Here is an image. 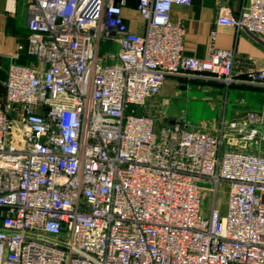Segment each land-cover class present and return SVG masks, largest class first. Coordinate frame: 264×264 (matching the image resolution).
Segmentation results:
<instances>
[{
    "label": "built area",
    "instance_id": "built-area-1",
    "mask_svg": "<svg viewBox=\"0 0 264 264\" xmlns=\"http://www.w3.org/2000/svg\"><path fill=\"white\" fill-rule=\"evenodd\" d=\"M189 1L137 0L135 33L127 0H27L35 63L9 66L0 103V264H264V152L137 114L169 76L233 81V49L182 54L169 14ZM217 23L264 35V0L222 7ZM249 82L264 86V67ZM247 124L239 137L260 146L264 114L229 128Z\"/></svg>",
    "mask_w": 264,
    "mask_h": 264
},
{
    "label": "crops",
    "instance_id": "crops-1",
    "mask_svg": "<svg viewBox=\"0 0 264 264\" xmlns=\"http://www.w3.org/2000/svg\"><path fill=\"white\" fill-rule=\"evenodd\" d=\"M248 1L190 0L186 5H172L170 20L182 26L184 32L182 54L205 59L211 46L233 49V81L226 83L207 72L184 71L180 75L169 76L159 95L137 108L138 114L152 118L156 124L186 123L190 128L217 138L228 136L240 141L239 136L250 131V124L243 126L242 132L230 129L229 124L242 123L248 112L264 114V86L249 82V74L264 67V35L217 23L220 8H228L237 15ZM16 2V12L12 14L6 11L5 0H0L1 104L5 103L9 66L35 63L34 57L27 53L28 3L27 0ZM136 8L137 0H127L123 17L131 31L142 33L145 24ZM105 48H108L106 44ZM116 49L113 46V50ZM258 134H264V124L259 127Z\"/></svg>",
    "mask_w": 264,
    "mask_h": 264
},
{
    "label": "rangeland",
    "instance_id": "rangeland-1",
    "mask_svg": "<svg viewBox=\"0 0 264 264\" xmlns=\"http://www.w3.org/2000/svg\"><path fill=\"white\" fill-rule=\"evenodd\" d=\"M106 50L103 47V43L100 46V53ZM138 114V110H137ZM186 124V123H185ZM223 144L228 146V149H238V148H244L246 151L250 152H257L261 151L264 152V142L260 146L254 143V141H244V140H237L235 138H230L228 136L223 138ZM227 191L222 190L221 188L218 189L216 192L215 202L217 207L220 208L221 212L225 213L227 209ZM212 196L213 192L210 190H205L202 197L201 202V209H200V215L203 219L208 218L210 207L212 204Z\"/></svg>",
    "mask_w": 264,
    "mask_h": 264
}]
</instances>
